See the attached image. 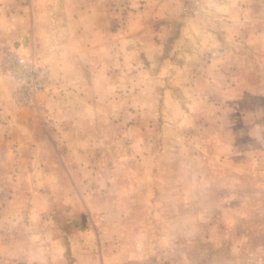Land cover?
<instances>
[{"label": "rangeland", "instance_id": "rangeland-1", "mask_svg": "<svg viewBox=\"0 0 264 264\" xmlns=\"http://www.w3.org/2000/svg\"><path fill=\"white\" fill-rule=\"evenodd\" d=\"M0 264H264V0H0Z\"/></svg>", "mask_w": 264, "mask_h": 264}, {"label": "built area", "instance_id": "built-area-1", "mask_svg": "<svg viewBox=\"0 0 264 264\" xmlns=\"http://www.w3.org/2000/svg\"><path fill=\"white\" fill-rule=\"evenodd\" d=\"M2 72L14 81L17 93L31 101L36 93L46 91L50 83V74L35 58L27 55H17L13 61L2 66Z\"/></svg>", "mask_w": 264, "mask_h": 264}]
</instances>
